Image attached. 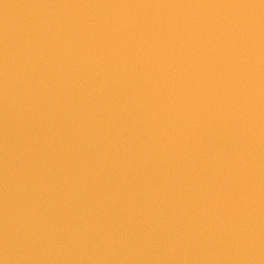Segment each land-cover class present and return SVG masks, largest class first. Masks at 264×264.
<instances>
[{
	"label": "water",
	"instance_id": "obj_1",
	"mask_svg": "<svg viewBox=\"0 0 264 264\" xmlns=\"http://www.w3.org/2000/svg\"><path fill=\"white\" fill-rule=\"evenodd\" d=\"M0 264H264V0H0Z\"/></svg>",
	"mask_w": 264,
	"mask_h": 264
}]
</instances>
